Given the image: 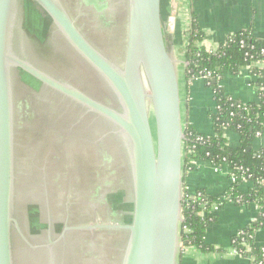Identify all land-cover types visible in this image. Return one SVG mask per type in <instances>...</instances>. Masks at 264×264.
<instances>
[{
  "label": "flooded vegetation",
  "instance_id": "1",
  "mask_svg": "<svg viewBox=\"0 0 264 264\" xmlns=\"http://www.w3.org/2000/svg\"><path fill=\"white\" fill-rule=\"evenodd\" d=\"M58 2L97 51L110 60L107 52L124 51L128 0ZM17 22L13 49L20 59L96 102L117 108L106 82L39 6L23 0ZM13 73L15 212L34 247L13 230L14 264H119L127 231L71 230L130 224L132 190L118 135L71 98L21 69ZM113 192L123 193L129 212L113 209L107 201Z\"/></svg>",
  "mask_w": 264,
  "mask_h": 264
},
{
  "label": "water",
  "instance_id": "2",
  "mask_svg": "<svg viewBox=\"0 0 264 264\" xmlns=\"http://www.w3.org/2000/svg\"><path fill=\"white\" fill-rule=\"evenodd\" d=\"M22 1L0 0V264H14L13 230L34 248L24 237L15 212L16 68L98 115L120 140L132 190L130 224H97L71 230L127 231L119 264H177L183 222L185 128L177 63L166 41L165 0H128L121 65L86 41L58 0H29L49 16L106 82L117 108L50 78L16 55L13 42Z\"/></svg>",
  "mask_w": 264,
  "mask_h": 264
},
{
  "label": "trees",
  "instance_id": "3",
  "mask_svg": "<svg viewBox=\"0 0 264 264\" xmlns=\"http://www.w3.org/2000/svg\"><path fill=\"white\" fill-rule=\"evenodd\" d=\"M204 36L197 15L192 12L184 48L186 87L199 76L210 73L207 87L212 91L218 109L207 114L212 123L211 135L199 133L192 125L184 124V197L180 243L182 248L195 247L202 252H210L213 248L207 245L205 234L207 227L216 221V216L210 213L213 204L221 207L231 199L236 206L256 203L259 211L264 210V151L257 152L251 148V142L257 134L264 131V53H261L264 42L255 39L251 30L247 29L228 34L213 52L202 44ZM246 67H249V74L255 78L252 84L256 88L258 100L253 103H243L231 98L220 85L225 74H237ZM230 131L240 137L238 148H231L227 143L225 134ZM198 137H202L203 141H196ZM205 161L217 167H227L237 176L243 173L250 176L252 186L243 191L238 182L231 185L221 197L210 196L202 189H199L202 196H189L186 181L196 165ZM201 201L206 202L205 217L199 215L202 211L199 206ZM260 228H264V215L261 214L255 222L242 230V235H236L232 240V247L248 257L249 264H264V247L254 243L255 233Z\"/></svg>",
  "mask_w": 264,
  "mask_h": 264
},
{
  "label": "crops",
  "instance_id": "4",
  "mask_svg": "<svg viewBox=\"0 0 264 264\" xmlns=\"http://www.w3.org/2000/svg\"><path fill=\"white\" fill-rule=\"evenodd\" d=\"M163 12L164 23L172 13L176 17V29L174 33L166 34V41L168 47L171 43L173 58H177L181 64L178 77L183 125L188 123L197 132L211 135L212 123L207 114L215 110L213 93L200 79L194 80L188 88L185 82L184 48L191 13L197 15L205 34L202 44L207 49H217L228 34L247 29L251 30L255 39L264 42V0H165ZM254 80L248 70L242 68L237 74H225L220 85L231 98L243 103H253L258 100L256 88L252 84ZM225 137L229 147L235 149L240 146L237 133L226 132ZM251 148L257 152L264 151V131L251 142ZM230 184L227 168L214 166L207 161L201 162L186 181L189 191L202 189L213 197L223 196ZM247 189L246 186L243 188ZM118 193L108 194L107 201L114 210L129 212V203H126L123 193ZM259 213L251 204L239 207L226 202L221 207H214L212 214L216 216V221L207 227L205 234L206 243L213 251L202 252L195 247L181 248L177 264H249L247 257L234 252L232 240L240 230L249 227ZM254 243L264 247V228L256 231Z\"/></svg>",
  "mask_w": 264,
  "mask_h": 264
},
{
  "label": "built area",
  "instance_id": "5",
  "mask_svg": "<svg viewBox=\"0 0 264 264\" xmlns=\"http://www.w3.org/2000/svg\"><path fill=\"white\" fill-rule=\"evenodd\" d=\"M175 29H176V17H175V15H174V13H172L171 15H169L168 17H167V19H166V22H165V32H166V34H172V33H174V31H175ZM241 44H242V42H241ZM210 51H213L214 52V50H216V49H214V50H212V49H209ZM261 53H264V50H261ZM262 64V63H261ZM261 64H258V65H261ZM185 67H186V63H185ZM248 68L249 67H246L245 69H247L248 70ZM249 72V71H248ZM210 77V73H207V74H204V75H202V76H199L198 78H196V79H200V80H202V81H204L205 82V85L206 86H208V83H207V80H208V78ZM195 79V80H196ZM193 82V81H192ZM218 109V107L215 105V111ZM261 134H257V137H259ZM196 141H198V142H201V141H203V138L202 137H198L197 138V140ZM199 165H196V169H197V167H198ZM227 168V167H226ZM227 170H228V176H229V179H230V182H231V184H230V186L231 185H234V184H237L238 182H240L241 184V186H240V189L241 190H243V188L246 186V188H250L251 186H252V183L249 181V178H250V176H246L244 173L241 175V176H237L236 174H234L229 168H227ZM188 189V188H187ZM188 191H189V189H188ZM243 191H246V190H243ZM201 191H195V192H191V191H189V196H191V197H200V196H202L201 195ZM184 197V196H183ZM228 202H232V203H234L231 199H228ZM236 202H238V200H236ZM251 205H254L258 210H259V208H258V205L256 204V203H252ZM199 206H200V208L202 209V211H200V213H199V215L200 216H202V217H205L206 216V202H204V201H201L200 203H199ZM214 207H220V206H218V205H216V204H213L212 205V207H211V209H210V213H211V215H212V210H213V208ZM260 213H259V216H260V214L263 216L264 215V210L263 211H259ZM258 218V217H257ZM257 220V219H256ZM256 220H254V222L256 221ZM186 232H188V230H186ZM243 234V231L242 230H240L236 235H242ZM232 243H233V241H232ZM181 247V246H180ZM182 248V247H181ZM233 250H234V252L236 253V254H238V255H240V256H243L239 251H237V250H235L234 248H233ZM264 251V250H263ZM246 258V257H245ZM247 259H249L248 257H247Z\"/></svg>",
  "mask_w": 264,
  "mask_h": 264
},
{
  "label": "rangeland",
  "instance_id": "6",
  "mask_svg": "<svg viewBox=\"0 0 264 264\" xmlns=\"http://www.w3.org/2000/svg\"><path fill=\"white\" fill-rule=\"evenodd\" d=\"M169 50L171 52V43L169 44ZM108 55H110V58L113 59V61H115V63L121 65L122 64V61H123V55H124V51L120 53L117 52V53H114V52H107ZM172 53V52H171ZM177 59V58H176ZM175 59L176 63H177V71H181V64L178 63V61ZM182 247V246H181ZM180 247V249H181ZM103 264H106V261L103 262Z\"/></svg>",
  "mask_w": 264,
  "mask_h": 264
}]
</instances>
